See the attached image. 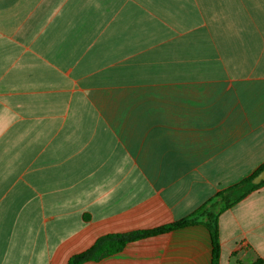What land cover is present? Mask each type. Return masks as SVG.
Returning a JSON list of instances; mask_svg holds the SVG:
<instances>
[{
	"label": "crops",
	"instance_id": "1",
	"mask_svg": "<svg viewBox=\"0 0 264 264\" xmlns=\"http://www.w3.org/2000/svg\"><path fill=\"white\" fill-rule=\"evenodd\" d=\"M264 164V0H0V264H68ZM264 264V186L219 216ZM82 264H212L202 223Z\"/></svg>",
	"mask_w": 264,
	"mask_h": 264
},
{
	"label": "trees",
	"instance_id": "2",
	"mask_svg": "<svg viewBox=\"0 0 264 264\" xmlns=\"http://www.w3.org/2000/svg\"><path fill=\"white\" fill-rule=\"evenodd\" d=\"M263 169L264 164L260 166L251 176L227 189L218 192L216 196L207 204L182 220H179L169 226H164L154 230L135 231L126 234H112L101 237L92 247L80 254L74 255L68 264H82L86 261L97 260L106 255L121 251L130 242L198 223H203L210 231L212 238V264H220L221 242L219 232V216L225 210L231 208L233 205L246 197L250 192L264 186V181L260 184H253L252 182V180Z\"/></svg>",
	"mask_w": 264,
	"mask_h": 264
},
{
	"label": "water",
	"instance_id": "3",
	"mask_svg": "<svg viewBox=\"0 0 264 264\" xmlns=\"http://www.w3.org/2000/svg\"><path fill=\"white\" fill-rule=\"evenodd\" d=\"M264 181V169L252 180L253 184H260Z\"/></svg>",
	"mask_w": 264,
	"mask_h": 264
}]
</instances>
